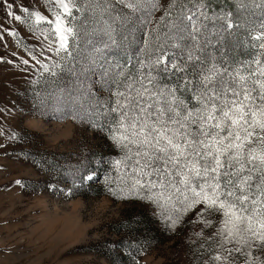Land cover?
Wrapping results in <instances>:
<instances>
[{
	"label": "snow or ice",
	"instance_id": "1",
	"mask_svg": "<svg viewBox=\"0 0 264 264\" xmlns=\"http://www.w3.org/2000/svg\"><path fill=\"white\" fill-rule=\"evenodd\" d=\"M14 3L0 0V7L19 22ZM53 3L47 23L58 38L54 49L49 41L56 59H32L41 75L56 77L64 61L81 84L91 79L80 93L86 128L118 147L115 164L129 170L113 194L155 204L172 226L184 216L199 221L207 264H264V51L217 58L241 24L230 13L209 15L210 0ZM22 10L36 24L45 20ZM74 10L85 13L79 25ZM84 34L88 52L77 69L73 45ZM257 40L264 50V36Z\"/></svg>",
	"mask_w": 264,
	"mask_h": 264
},
{
	"label": "rangeland",
	"instance_id": "2",
	"mask_svg": "<svg viewBox=\"0 0 264 264\" xmlns=\"http://www.w3.org/2000/svg\"><path fill=\"white\" fill-rule=\"evenodd\" d=\"M237 1L246 6L257 2ZM23 6L45 20L36 24ZM7 11L6 5L0 7V264H131L134 235L126 223L143 204L90 189L116 168L103 173L102 155L109 144L87 130L85 110L74 108L73 99L85 86L63 68L64 61L59 74L50 77L41 75L32 59L49 65L56 59L49 41L54 49L58 38L47 23L57 11L55 4L15 0L12 11L21 16L19 22ZM82 13H74V25L84 20ZM159 17L157 12L153 26ZM88 38L81 35L73 45L77 69L84 64ZM58 83L62 86L55 88ZM87 175L93 179H80ZM188 229L151 239L136 264H204L188 254Z\"/></svg>",
	"mask_w": 264,
	"mask_h": 264
},
{
	"label": "trees",
	"instance_id": "3",
	"mask_svg": "<svg viewBox=\"0 0 264 264\" xmlns=\"http://www.w3.org/2000/svg\"><path fill=\"white\" fill-rule=\"evenodd\" d=\"M257 2L252 3L250 6L243 5L239 3L237 0H210L208 5V14L213 15V13L221 14V13H230V18L236 19L240 24L241 28L236 31H233L230 36L227 37L226 47H220V53L217 54V58L219 55L226 53V58L234 59L237 61L250 59L253 53H258L261 50L255 47V44H258L257 37L264 36V0H255ZM86 6V5H85ZM75 15L78 12H75ZM85 16L83 11L82 17ZM263 17V18H262ZM155 26H158L157 24ZM214 31V29H210ZM141 36L136 35V43L138 44ZM222 43H225L222 41ZM77 43L74 44V46ZM233 48V49H232ZM81 83V82H80ZM62 86L58 83L55 88ZM83 87L80 91L85 88H92L91 79L87 82L86 85L83 84ZM62 88V87H61ZM78 95L77 99H73L76 101L74 108L76 110H81L80 107L82 101ZM84 98L88 99L87 96ZM72 101V102H73ZM104 139V138H103ZM104 141H107L104 139ZM109 147L104 150V157L106 161V165L103 166V169L110 170V166H114L116 169L113 173L106 174L104 180H96L95 185H93L90 189L96 190L95 194H109L113 195L116 199H122L118 195H114L113 192L124 187L126 177L124 176L125 172L129 171L125 168H117L115 162L120 160L123 157V153L120 152L118 147H113L108 141ZM120 156H117V155ZM101 169L96 170L97 172H101ZM105 173V170L103 171ZM106 189V190H105ZM100 191V192H97ZM86 194V193H84ZM81 195V194H80ZM124 200V199H123ZM131 201V200H128ZM141 202L142 208L135 210L137 212L135 215H130V219L127 220L126 228L133 231L134 239L129 243H133L131 247H129V261L131 264H136L141 259V256L144 251L149 248V243L151 239L158 238L157 236L160 234H172L175 230L188 227L186 233V241L190 245L188 254L191 255L194 259H201L204 261V264H207V261L200 255L204 248H207V243L201 244V241L205 239L202 235L198 236L197 232L199 229V221L191 220L190 222L185 223L188 220L187 216L182 217L175 226H172L171 221L166 220L164 215V210L162 208L157 207L155 204H152L148 201H135ZM132 212V213H134ZM210 229H204V232L209 231ZM190 232V236L188 235ZM133 241V242H132ZM200 245V247H198ZM211 251V249H209Z\"/></svg>",
	"mask_w": 264,
	"mask_h": 264
}]
</instances>
